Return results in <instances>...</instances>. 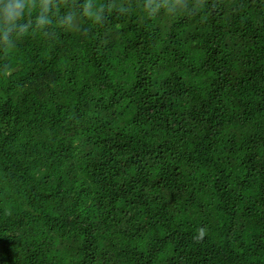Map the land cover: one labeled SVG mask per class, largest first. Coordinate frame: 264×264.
Instances as JSON below:
<instances>
[{
    "label": "trees",
    "instance_id": "trees-1",
    "mask_svg": "<svg viewBox=\"0 0 264 264\" xmlns=\"http://www.w3.org/2000/svg\"><path fill=\"white\" fill-rule=\"evenodd\" d=\"M0 264H264V0H0Z\"/></svg>",
    "mask_w": 264,
    "mask_h": 264
},
{
    "label": "clouds",
    "instance_id": "clouds-1",
    "mask_svg": "<svg viewBox=\"0 0 264 264\" xmlns=\"http://www.w3.org/2000/svg\"><path fill=\"white\" fill-rule=\"evenodd\" d=\"M16 7H19V5H17ZM8 13L11 17H15L17 15L15 9L12 8L11 6H9ZM204 235H205V229L201 228L199 229V235L197 237H194V239H198V240L202 239Z\"/></svg>",
    "mask_w": 264,
    "mask_h": 264
}]
</instances>
